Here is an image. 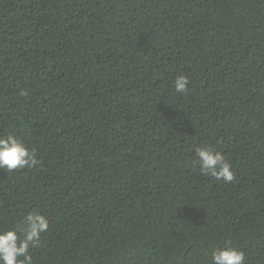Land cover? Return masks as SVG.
Instances as JSON below:
<instances>
[{"label": "trees", "instance_id": "1", "mask_svg": "<svg viewBox=\"0 0 264 264\" xmlns=\"http://www.w3.org/2000/svg\"><path fill=\"white\" fill-rule=\"evenodd\" d=\"M0 264H264V0H0Z\"/></svg>", "mask_w": 264, "mask_h": 264}]
</instances>
